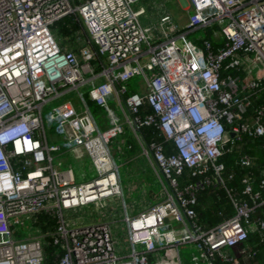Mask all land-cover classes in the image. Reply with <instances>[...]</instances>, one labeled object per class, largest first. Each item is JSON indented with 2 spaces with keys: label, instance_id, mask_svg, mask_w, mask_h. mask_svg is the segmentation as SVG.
Listing matches in <instances>:
<instances>
[{
  "label": "built area",
  "instance_id": "obj_1",
  "mask_svg": "<svg viewBox=\"0 0 264 264\" xmlns=\"http://www.w3.org/2000/svg\"><path fill=\"white\" fill-rule=\"evenodd\" d=\"M140 2L0 0V264H46L48 236L58 264H149L168 249L183 264V245L195 246L191 264H255L245 244L251 233L264 244V166L248 151L259 149L264 162V0H182L189 11L182 27L165 10L143 27L147 10L133 7ZM66 17L81 28L58 39L55 25ZM213 26L217 48L188 38ZM135 77L140 88L131 92ZM87 86L107 116L96 118L82 93L79 110L67 101L44 115ZM125 125L157 174L162 199L137 216L126 213L131 252L119 256L109 223L81 227L65 212L122 196L110 145ZM147 128L157 137L148 139ZM51 129L62 146L49 144ZM62 148H83L98 177L77 183L72 169L56 168L52 154ZM234 151L241 191L229 186L234 174L225 178L220 162ZM187 171L195 182L182 186ZM214 185L225 190L232 214L220 212L222 220L207 227L196 207ZM41 213L56 219L55 231L21 238V218L37 225Z\"/></svg>",
  "mask_w": 264,
  "mask_h": 264
},
{
  "label": "rangeland",
  "instance_id": "obj_2",
  "mask_svg": "<svg viewBox=\"0 0 264 264\" xmlns=\"http://www.w3.org/2000/svg\"><path fill=\"white\" fill-rule=\"evenodd\" d=\"M134 9H138L140 7H144L147 10V14L144 17H141L140 21L143 27H147L149 24L153 23L152 17H157L160 14V10L162 12L165 10L169 12L174 18L175 22L182 27L185 26L188 21V13L185 8V5L180 0H141L140 3L133 6ZM56 36L59 39L60 37ZM205 36L203 30H198L195 33L189 34L188 38L192 41L196 39H202ZM84 37V35H83ZM83 44V41L80 42V45ZM262 69L261 65L256 67V70L260 71ZM150 75V74H149ZM151 76V75H150ZM141 78L135 77L129 82V89L131 92H138L140 88ZM79 93H82L86 98L89 107L93 114L99 120L102 117L107 116L105 109L98 107L94 102L89 99V87H80L79 90L71 91L65 97L60 100H57L56 103L47 106L44 111V115H46L54 105H59L61 103L72 101L77 110H79L78 102H79ZM110 107L115 110L116 114L119 115L121 119H123V115H121L119 106L116 102L111 100L109 102ZM104 122V121H103ZM104 127V126H103ZM125 129L129 128L126 125ZM128 131V130H127ZM49 136V144L62 146V139L56 136L55 130L51 129L48 133ZM118 141L114 140L110 145L111 155L113 157L114 162L116 163L119 169L120 182L122 186V196L117 198H112L107 204L103 207L96 208L95 205H88L82 207L79 210L74 212H65V217L68 222L72 223L75 221L77 226H90L96 225L100 223H109L111 225L113 238L116 244V235L120 232H127V224L125 222L126 213L133 217L135 214L134 208H137V215L146 210L140 208L141 202V190H131L136 182L132 180L131 176L128 174L127 165L124 166L122 155L119 153ZM80 151H72L62 148L61 151L57 153H53L52 156L54 158L53 164L56 168L60 170L72 169L76 178L77 183H85L91 181L98 177V173L95 170V167L89 158L87 152L83 148H79ZM119 151V152H118ZM144 160V157H141ZM145 161V160H144ZM151 181L154 183L152 190L157 194L159 190L161 191L160 186L155 183L156 179L152 178ZM123 205H126L127 210ZM139 212V213H138ZM135 214V216H136ZM24 222V226H18L19 236L21 238H28L35 235L41 236V231L38 226L31 219H27L25 217L21 218ZM122 234V233H121ZM119 242L115 245L116 252L119 256L130 253V249L128 247L126 253L119 252ZM195 246L191 245H183L180 246V255L183 261V264H191L192 254L196 252L193 248ZM160 256L165 255V251H159ZM158 252L154 253L157 254ZM248 264V262H247Z\"/></svg>",
  "mask_w": 264,
  "mask_h": 264
},
{
  "label": "trees",
  "instance_id": "obj_3",
  "mask_svg": "<svg viewBox=\"0 0 264 264\" xmlns=\"http://www.w3.org/2000/svg\"><path fill=\"white\" fill-rule=\"evenodd\" d=\"M55 27L57 29V35L61 39H73L76 32H78L81 28L74 17H66L62 19L55 25ZM202 30L205 33L204 38L206 40H210L215 48H217L219 44L214 39V33L219 31V27L213 26L210 28H204ZM194 42L199 46H202L203 44L202 39H196ZM72 48L76 49L77 46H73ZM143 132L148 139L157 137L158 134L155 129L149 128L144 129ZM157 141L164 143L166 154L172 152L173 147L170 141H167L164 137H159ZM248 153L258 156V164L260 167L264 166L263 153L259 149L255 151L249 150ZM237 157V151H234L232 154L224 155L220 162L224 163L226 166V172L224 174L225 178H227L231 173L234 174V180L229 183V186L236 187L239 191H241V179L244 175L243 172H241L235 166V160ZM188 181L193 183L195 182V179H193L187 171L184 175V178L181 179V185L183 186ZM196 209L200 222L207 227L213 226L222 220V217L219 216L220 212L225 211L227 215L232 214V206L229 199L227 198L225 190L220 189L215 185L199 193L198 205ZM37 226L41 232L48 234L55 231L57 228V222L52 216L41 213L37 218ZM44 247L46 264H58V261L56 260V253L58 249L53 246L52 239L49 236L45 239ZM245 247V251L247 253H255V264H264V244L261 242V238L258 234L251 233L248 237Z\"/></svg>",
  "mask_w": 264,
  "mask_h": 264
},
{
  "label": "crops",
  "instance_id": "obj_4",
  "mask_svg": "<svg viewBox=\"0 0 264 264\" xmlns=\"http://www.w3.org/2000/svg\"><path fill=\"white\" fill-rule=\"evenodd\" d=\"M180 1L182 2V0ZM160 13H162L161 10H160ZM118 147L120 151L118 152L122 155V158H123V164L124 166L127 165L128 174L131 176L132 180L136 182L134 185H132L133 187L131 188V190H141L142 191L140 208L143 210H148L151 206H153L157 202H160L162 199L160 190H159V193L157 194L152 190L153 185H154V183L151 181L152 178H155L156 179L155 183H157L160 186L158 176L153 170V168L149 165L147 160L145 159H144L145 161L142 160L141 146L130 128L125 129L123 137L119 139L118 141ZM74 151L77 152L80 150L77 149ZM95 207L99 208L97 206ZM132 208H134V211L136 214L137 208L135 207H132ZM126 210H127V207H126ZM116 236L118 237L116 238V244H118L119 242V245H118L119 252L123 254L126 253L129 247L127 232L124 231V232L117 233ZM149 264H179V261H178L177 254L175 253V251L168 249V250H165L164 256H160V252H158L155 255L151 254L149 257Z\"/></svg>",
  "mask_w": 264,
  "mask_h": 264
}]
</instances>
